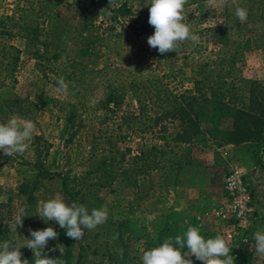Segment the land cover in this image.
Listing matches in <instances>:
<instances>
[{
    "label": "trees",
    "instance_id": "1",
    "mask_svg": "<svg viewBox=\"0 0 264 264\" xmlns=\"http://www.w3.org/2000/svg\"><path fill=\"white\" fill-rule=\"evenodd\" d=\"M47 1L51 5L44 4V0H26L12 16L0 15V87L18 83L22 50L12 42L13 38L40 43L54 51L77 45L91 53L71 60L67 79L75 85L80 98L77 109L94 118H80L76 106L73 108L67 122L75 131L64 140L63 170L51 173L40 168L38 175L25 180L19 188L20 194L27 197L23 203L27 212L40 198H53L48 194V184L55 180L67 203H82L89 212L101 208L109 194L137 189L142 178L149 181L155 193L163 173L193 162V149L205 131L197 108L200 104L218 114L230 115L232 126L227 143L264 141V87L255 84L245 106L230 80L231 71L247 54L254 50L264 53V0H228L216 8H209L206 0H189L185 6L186 22L199 37V43L184 42L177 52L166 54L141 40L155 31L148 23L150 0H111L115 5L111 21L135 19L120 30L115 25L94 28L85 14L91 6L110 0ZM200 3L202 8L194 6ZM237 6L248 10L244 23L235 16ZM47 13L50 17L42 22ZM178 56L190 61L200 74L193 89L185 92L171 86L168 77L154 67L157 60ZM101 60L105 64L96 67ZM127 95L137 105L132 113L120 111ZM26 100L11 97L3 107L9 115L26 118L31 113ZM221 119V115L213 116L212 123L219 125ZM92 123L98 127L97 136L84 159L78 133ZM80 166L83 171L74 173ZM50 225L67 246L64 264H71L72 239L55 221ZM84 249V244L80 245L75 264L83 263ZM21 252L22 259L34 264L33 254L22 248Z\"/></svg>",
    "mask_w": 264,
    "mask_h": 264
},
{
    "label": "rangeland",
    "instance_id": "2",
    "mask_svg": "<svg viewBox=\"0 0 264 264\" xmlns=\"http://www.w3.org/2000/svg\"><path fill=\"white\" fill-rule=\"evenodd\" d=\"M25 1L0 0V15L12 16ZM44 4L51 5L47 0ZM194 6L202 8L203 3ZM114 7L110 0L91 6L85 14L94 28L115 25L120 30L122 25L133 24L134 18L111 21ZM48 13L42 22L50 17ZM141 40L148 44L147 36H142ZM12 42L21 48L22 57L17 73L18 83L0 87V122H6L12 116L3 107L6 99H27L31 113L26 119L34 122L35 132L25 153L5 156L0 151V243L12 240L23 246L31 238L29 229L40 230L51 225L36 215V204L25 217L24 226L16 227L14 218L27 200L20 194L19 188L25 180L38 175L40 168L51 173L63 170L64 140L75 131L71 130L67 119L75 106L77 116L89 117L77 109L80 98L74 91L75 85L67 79L69 66L72 59L83 58L91 51L77 45L64 51H54L40 43L29 44L19 37L13 38ZM104 60L96 62V67L105 64ZM154 67L181 92L193 89L194 82L200 79L197 68L182 56L157 60ZM61 76L69 83L68 95L57 92ZM230 80L236 85V93L243 99L244 105L248 106L250 91L255 84L264 87L263 51L254 50L247 54L243 62L231 71ZM73 91L75 95L71 94ZM136 107L133 97L127 95L120 111L132 113ZM197 108L202 114L205 131L193 149V162L179 170L163 173L155 193L151 191L149 181L142 178L137 189H121L109 194L102 206L109 209L107 222L85 232L82 240H71V264H75L79 247L83 244L82 264H141L143 251L159 246L168 237L183 235L189 226L199 227L205 239L214 238L217 233L228 238L231 254L236 257L235 264H264V257L256 254L253 240L256 231H264V141L229 144L230 115L218 114V111L203 104ZM219 115L222 118L220 124L214 125L213 116ZM79 120L76 119V122ZM97 131L98 127L92 123L78 133L82 139L81 156L84 159L90 153ZM6 158H9L8 161ZM83 169L76 167L74 173ZM236 170L241 171L251 196L252 212L245 218H239L234 211L233 196L228 188V180ZM48 188V194L53 198L61 196L57 180L49 183ZM117 233L119 238L113 240ZM59 240H50L44 252L50 258H61L65 263L67 246ZM57 244L64 246L62 257L59 249L51 251ZM22 249L34 255L31 249ZM117 249H123V258L118 255ZM191 259L194 264H203L194 256Z\"/></svg>",
    "mask_w": 264,
    "mask_h": 264
},
{
    "label": "clouds",
    "instance_id": "3",
    "mask_svg": "<svg viewBox=\"0 0 264 264\" xmlns=\"http://www.w3.org/2000/svg\"><path fill=\"white\" fill-rule=\"evenodd\" d=\"M189 0H150L148 23L154 27V34L148 37V45L158 49L160 54L177 52L184 42L199 43V37L191 31L189 22H186L185 6ZM209 8H216L218 4H227L228 0H206ZM235 16L241 23L246 22L248 10L244 7L235 8ZM57 92L64 95L70 93L69 83L64 77L58 78ZM74 87V86H73ZM75 95V92H71ZM35 132L33 121L17 114L12 115L6 122H0V151L5 156L23 154L30 147ZM36 215L46 223L55 221L60 228L66 229L67 237L80 241L85 230H95L104 225L109 217L107 206L88 208L77 202L67 203L57 195L47 201L40 200L36 206ZM29 216L26 207L18 209L15 216L16 227H23V219ZM187 223V221H186ZM31 238L23 246L12 240L0 243V264H30L28 259H22V247L34 252V264H64L61 258H50L45 254L50 240L59 238V233L53 227L40 230L29 229ZM117 233L112 237L118 239ZM256 254L264 257V231L258 230L253 235ZM59 249L61 257L64 246L55 245L51 251ZM120 258H123V249H117ZM202 261L203 264H235L236 257L231 254L229 239L217 233L214 238H207L201 234L199 227L189 226L186 233L174 238H166L157 247L145 250L140 257L141 264H194L191 257Z\"/></svg>",
    "mask_w": 264,
    "mask_h": 264
},
{
    "label": "built area",
    "instance_id": "4",
    "mask_svg": "<svg viewBox=\"0 0 264 264\" xmlns=\"http://www.w3.org/2000/svg\"><path fill=\"white\" fill-rule=\"evenodd\" d=\"M228 188L233 196L234 211L239 218L250 216L252 208L250 206L251 196L243 182L241 171H234L228 180Z\"/></svg>",
    "mask_w": 264,
    "mask_h": 264
}]
</instances>
